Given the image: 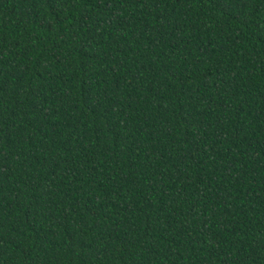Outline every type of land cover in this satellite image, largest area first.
<instances>
[{
	"label": "trees",
	"instance_id": "obj_1",
	"mask_svg": "<svg viewBox=\"0 0 264 264\" xmlns=\"http://www.w3.org/2000/svg\"><path fill=\"white\" fill-rule=\"evenodd\" d=\"M0 264H264V0H0Z\"/></svg>",
	"mask_w": 264,
	"mask_h": 264
}]
</instances>
